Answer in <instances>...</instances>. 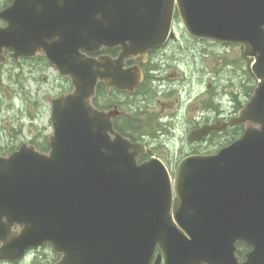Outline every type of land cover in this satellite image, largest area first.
Instances as JSON below:
<instances>
[{"label": "water", "instance_id": "1", "mask_svg": "<svg viewBox=\"0 0 264 264\" xmlns=\"http://www.w3.org/2000/svg\"><path fill=\"white\" fill-rule=\"evenodd\" d=\"M175 6L191 36L242 45L258 82L237 115L189 139L232 125L243 135L185 157L173 185L159 158L138 165L145 146L114 129L118 109L92 99L98 82L134 92L143 74L125 61L175 37ZM0 19V65L5 50L17 61L42 54L74 86L51 99L48 153L23 143L0 155V208L24 226L3 252L18 259L49 241L66 264H151L159 245L166 264H238L244 242L239 264H264V0H13ZM118 46L115 58L88 55Z\"/></svg>", "mask_w": 264, "mask_h": 264}, {"label": "rangeland", "instance_id": "2", "mask_svg": "<svg viewBox=\"0 0 264 264\" xmlns=\"http://www.w3.org/2000/svg\"><path fill=\"white\" fill-rule=\"evenodd\" d=\"M5 4L7 0H0V10ZM176 32L178 38L170 44L163 61L169 72L163 74L161 81L152 79V99L143 103L154 114V124L145 119L140 121V127L154 132L158 118L165 115L164 131L159 137L147 138L156 152L168 156L173 152L171 159L193 149L187 140L193 116L213 114L218 107L227 115L236 112V104L249 100L245 97L247 89L256 84L251 60L244 57L241 46L196 40L179 23ZM69 84L56 68L41 58L21 60L2 68L0 147L3 152L16 150L24 142L47 146L53 133L50 99ZM151 85L147 86L148 90ZM234 133L228 129L222 137L210 139L202 148L216 149V145L228 144Z\"/></svg>", "mask_w": 264, "mask_h": 264}, {"label": "flooded vegetation", "instance_id": "3", "mask_svg": "<svg viewBox=\"0 0 264 264\" xmlns=\"http://www.w3.org/2000/svg\"><path fill=\"white\" fill-rule=\"evenodd\" d=\"M178 23L181 24L178 9L175 8L174 13H173V18H172L173 29H176V24ZM0 24H4V23L0 22ZM176 40H177V37L176 39H169L164 44V46L160 48L152 49L149 52L148 57L145 61L140 60L137 57L126 60L125 67L126 68L139 67L144 73L145 78L146 76L147 77L150 76L153 78H158L161 81V79L163 78V74L165 75L166 73L169 72V69L166 70V66L163 62L164 56L167 55L170 44ZM120 49H121L120 47H115V48L109 49V51L102 52L103 50H101L100 52L91 53L89 55L99 56L101 54H109L112 57H117L120 52ZM8 53L9 51L5 52L6 55H9ZM7 62L8 63L6 65L10 63L14 65V59L11 57H9ZM1 70L2 68L0 69V72ZM72 88H73L72 85L69 84L68 86H65L63 89H60L58 95L68 93L72 90ZM145 89H143L142 92L137 90L135 94L133 95L130 94L131 96H129V94L126 92H123L120 90H114V93L119 94V102H120L119 104L120 114L115 118L114 121H117L121 125L123 130L127 128L128 122L142 121V119H139L137 117H131L132 111L130 112L126 111L125 106L121 104L124 102L122 98L125 97L127 99H132V102H134V100H138V102H134V107L139 106L141 105V100H142V97L144 96V93L146 94ZM245 97H246V100L247 98H249L247 97V95H245ZM200 99H202V97ZM239 102H242V99H239ZM241 104L239 105L236 104V108L238 106V110L240 109V107H242ZM218 108L219 109L212 111L213 114H210L209 112H205L204 114L201 113L200 115L193 116V122L190 126V130L187 132V140L193 145V149L189 150V152L183 154L180 158L175 157L174 159H171V156L174 157V155H172L173 152L171 153V155H169L170 157L167 154L158 153L153 149V145L149 142L148 138L142 137L141 140L136 141V142H143L145 145H147L146 146L147 148H146V152L141 154L138 157V162L142 163L144 161L149 160L152 156H157L164 161V163L166 164L170 172H177L179 163L185 156L190 155V154H204V153L210 152L212 149H210L209 147L202 148L203 145L212 138L222 137V135L225 133V130L222 132L221 131L214 132L202 140L193 141V142L190 141L189 139V132L206 123H214V122H218L221 120L229 119L231 116L235 115L238 112L237 110L236 112H233V113L231 112L229 115H227L226 111L222 107L221 108L218 107ZM151 114L150 116L154 117V115H151ZM163 116L165 115H161L158 118V120L162 122V125H160L159 130L157 131L158 134L155 135L156 137H159V134L161 133V131L163 132L164 128L167 126L163 124V121H165ZM0 146H1V142H0ZM216 146L218 147V145ZM6 147H10V146L8 145ZM0 150L4 151L3 148L1 147H0ZM1 154H3V152H1ZM4 211L5 209L0 208V227H2V229H0V235L5 236L4 240L2 239L0 240V253H1V249L4 248L5 244H9V241H14V217L13 215L9 216ZM15 227L16 229L19 228V226H15ZM2 236H0V238ZM250 250L251 248L249 246L242 244V243H237V250L235 254L237 257L238 264L243 263L246 260L247 254L249 253ZM7 251L9 252H6V257H9L13 254V249H8ZM1 254H3V252ZM64 258H65L64 252L56 251L54 245L51 242H45L44 244L40 246L31 247L28 250H26L23 258L20 260L14 261L10 259H0V264H66L67 262L66 260H64ZM165 258H166L165 254L162 252V250L159 248V245H158L151 264H166Z\"/></svg>", "mask_w": 264, "mask_h": 264}, {"label": "trees", "instance_id": "4", "mask_svg": "<svg viewBox=\"0 0 264 264\" xmlns=\"http://www.w3.org/2000/svg\"><path fill=\"white\" fill-rule=\"evenodd\" d=\"M12 0H7V3H10ZM39 58L45 60L44 57L40 56ZM46 61V60H45ZM149 82H151V77L148 76L146 78L145 83L140 87V90L144 87H147L148 85H151ZM149 83V84H148ZM254 85H251L248 89H247V95H250L251 92L253 91ZM153 89V88H152ZM153 92V90H152ZM152 92H146V94L144 93V96L146 97L145 100H151L152 99ZM148 95H151L150 97H148ZM112 95L110 96V93H107L106 91V87L104 85V83L99 84L98 86V90H97V96L94 99V103L96 106L101 107V108H105L107 107L111 102H112ZM141 111L143 110L142 108H139ZM138 109V112L140 111ZM143 113H145L144 111H142ZM148 121H153V117L151 116H146ZM128 126L130 125L131 128H136L137 130L133 133H129V132H125L124 130H122L120 128V126L118 125V123H116V127L121 130L122 133L126 134L127 136L131 137L133 140H138L139 137L142 134H152L154 132H148L147 129L148 128H142L140 127V121L134 123V122H128L127 123ZM232 130H234V134L231 138H229V141H231V139H235L236 137L240 136V134L243 131V128L241 126H237L235 128H232ZM36 146L41 150V151H47L48 150V144L46 145H42V144H36Z\"/></svg>", "mask_w": 264, "mask_h": 264}]
</instances>
